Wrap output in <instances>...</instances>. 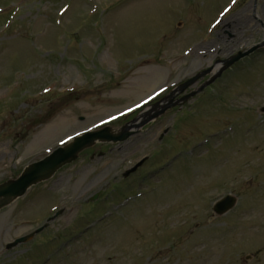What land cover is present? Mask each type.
I'll use <instances>...</instances> for the list:
<instances>
[{"label":"rangeland","instance_id":"374dc122","mask_svg":"<svg viewBox=\"0 0 264 264\" xmlns=\"http://www.w3.org/2000/svg\"><path fill=\"white\" fill-rule=\"evenodd\" d=\"M233 1L0 0L13 13L8 24L0 19V183L77 133L121 125L217 57L259 43L252 14L255 6L264 22V0L239 1L219 18ZM262 107L264 53L138 137L109 151L96 146L1 211L0 264H264ZM225 195L236 207L217 218L211 208ZM59 210L31 241L44 249L4 250Z\"/></svg>","mask_w":264,"mask_h":264},{"label":"water","instance_id":"95a60500","mask_svg":"<svg viewBox=\"0 0 264 264\" xmlns=\"http://www.w3.org/2000/svg\"><path fill=\"white\" fill-rule=\"evenodd\" d=\"M255 49L251 50L249 53H252ZM248 54V53H247ZM245 55L239 54L237 57L233 58L229 62H223L217 70V74L211 78L206 85L212 83L216 78L220 77L222 72L228 69L232 64L236 63L240 58ZM210 70L204 72L202 76L207 75ZM196 79L189 81L188 83L181 86L179 92H183L189 86H191ZM178 93V91H177ZM195 93H192L178 101L176 103L172 102V98L175 94L170 95L165 100L162 101L159 110H156L154 113L148 114L140 121L136 128H141L146 125L148 122L156 119L162 115L167 109H170L174 106L181 105L191 98ZM130 136V133L126 131V128H122L116 133L112 131L111 128H104L102 130L94 131L91 133L84 134L76 139H74L69 145L63 149H59L54 154L44 159L43 161L34 164L21 174V176L16 181H8L0 185V210L10 203L23 196L24 193L31 187L43 181L50 179L59 169L63 166L71 164L74 162L78 155L85 149L91 148L96 143H121L126 141ZM135 170V169H134ZM133 170V171H134ZM131 171V172H133ZM235 205V200L233 198L227 197L221 204H219L214 211L218 215H222L232 209Z\"/></svg>","mask_w":264,"mask_h":264},{"label":"bare ground","instance_id":"6f19581e","mask_svg":"<svg viewBox=\"0 0 264 264\" xmlns=\"http://www.w3.org/2000/svg\"><path fill=\"white\" fill-rule=\"evenodd\" d=\"M163 96V95H162ZM157 100V99H156ZM65 147V146H64Z\"/></svg>","mask_w":264,"mask_h":264},{"label":"flooded vegetation","instance_id":"af4514ba","mask_svg":"<svg viewBox=\"0 0 264 264\" xmlns=\"http://www.w3.org/2000/svg\"><path fill=\"white\" fill-rule=\"evenodd\" d=\"M136 137V136H135Z\"/></svg>","mask_w":264,"mask_h":264}]
</instances>
